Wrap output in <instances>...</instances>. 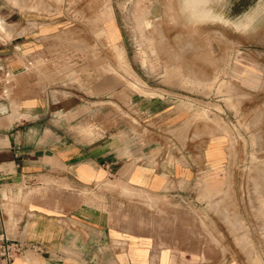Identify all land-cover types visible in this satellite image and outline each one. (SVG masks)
Masks as SVG:
<instances>
[{
    "label": "crops",
    "instance_id": "1",
    "mask_svg": "<svg viewBox=\"0 0 264 264\" xmlns=\"http://www.w3.org/2000/svg\"><path fill=\"white\" fill-rule=\"evenodd\" d=\"M254 2L214 4L221 17L260 18L252 10ZM0 19L5 28L0 30V64L11 74L9 82L0 83V232L43 248L8 263L0 259V264H188L196 257L199 264H241L229 252L220 261V250L208 249L200 239L188 241L182 229L166 241L149 233H124L111 226L104 210L78 198L102 181L119 180L136 191L187 199L199 182L204 198L191 196L193 204L207 205L227 184L226 171L219 168L229 152L223 136L208 135L209 125L191 122V108H202L205 95L147 83L145 93L133 92L124 81L98 75L87 63L63 74L45 59L56 46L44 37L50 40L61 28L59 16L30 17L0 0ZM245 58L237 57L232 67L237 74L246 67L245 81H255L262 73L250 67L262 63ZM198 77L202 75H187L182 83ZM110 101L135 118L137 132L121 122L117 129L111 126ZM95 114L102 116L98 135L84 125ZM63 183L70 184L69 191ZM39 188L47 192L32 193ZM5 194L16 197V209L7 206Z\"/></svg>",
    "mask_w": 264,
    "mask_h": 264
},
{
    "label": "rangeland",
    "instance_id": "2",
    "mask_svg": "<svg viewBox=\"0 0 264 264\" xmlns=\"http://www.w3.org/2000/svg\"><path fill=\"white\" fill-rule=\"evenodd\" d=\"M9 1L30 17L59 16L61 28L50 40L44 37L56 46L45 59H51L57 71L65 74L77 63H87L98 75L124 81L133 92L145 93V83L192 96L201 92L205 105L191 108V122L209 125L208 135H221L228 142V160L219 168L226 171L227 184L199 208L191 198H204L199 182L187 199L136 191L119 180L102 181L94 190H82L78 198L104 210L111 226L124 233H149L166 241L182 229L188 241L200 239L208 249L220 250V261L229 252L241 264H264V0L253 4L254 15L260 17L255 19L221 17L215 0L207 5L210 11L202 5L196 11L192 0ZM227 13L224 10L223 15ZM245 56L262 63L250 67L262 73L255 81H245L246 67H240L238 74L232 67L233 60ZM195 73L202 77L182 83ZM204 77L207 80L202 81ZM107 104L112 111L107 121L114 129L121 122L137 132L134 117L114 101ZM84 125L98 135L102 116L95 114ZM62 186L69 191L70 184ZM45 192L39 188L32 193ZM5 199L9 208L16 201V197ZM188 264L199 260L193 258Z\"/></svg>",
    "mask_w": 264,
    "mask_h": 264
},
{
    "label": "built area",
    "instance_id": "3",
    "mask_svg": "<svg viewBox=\"0 0 264 264\" xmlns=\"http://www.w3.org/2000/svg\"><path fill=\"white\" fill-rule=\"evenodd\" d=\"M11 74L5 64H0V83L9 82ZM5 198V197H4ZM29 251L42 252V246L37 242L11 239L4 232H0V259L10 262L15 257L22 256Z\"/></svg>",
    "mask_w": 264,
    "mask_h": 264
},
{
    "label": "bare ground",
    "instance_id": "4",
    "mask_svg": "<svg viewBox=\"0 0 264 264\" xmlns=\"http://www.w3.org/2000/svg\"><path fill=\"white\" fill-rule=\"evenodd\" d=\"M183 1V0H182ZM189 1V0H188ZM187 1V2H188ZM193 2L192 3H194V8H196L195 10L197 11L198 9H200V5H202V8L203 9H206V8H208V10L210 11L211 10V8H209L207 5H209V3H210V0H192ZM184 2V1H183ZM186 2V1H185ZM182 4V3H181ZM186 5V4H185ZM191 5V4H190ZM182 6V5H181ZM183 10V9H182ZM192 10H194V9H192ZM184 11V10H183ZM190 13V12H189ZM191 13H192V11H191ZM194 13V12H193ZM200 13H202V12H200ZM195 14H196V12H195ZM194 14V15H195ZM198 14V13H197ZM189 15V14H188ZM206 15V14H205ZM193 16V15H192ZM230 22V21H229ZM0 28L1 29H5L4 27H3V22H2V20L0 19ZM10 31V30H9ZM7 34H8V32H7ZM11 34V33H10ZM9 34V35H10ZM8 36V35H7ZM142 59H144V58H142ZM143 61V60H142ZM5 197H6V194L4 195Z\"/></svg>",
    "mask_w": 264,
    "mask_h": 264
}]
</instances>
